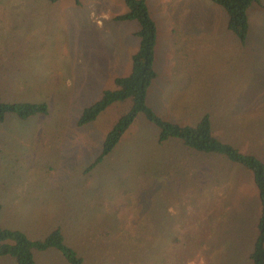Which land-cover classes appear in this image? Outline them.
I'll return each mask as SVG.
<instances>
[{
	"label": "rangeland",
	"instance_id": "1",
	"mask_svg": "<svg viewBox=\"0 0 264 264\" xmlns=\"http://www.w3.org/2000/svg\"><path fill=\"white\" fill-rule=\"evenodd\" d=\"M156 23L147 104L264 162V0L248 9L244 44L211 0H146ZM123 0H0V100L46 113L0 121V225L43 239L59 227L83 264H252L259 217L252 172L179 139L157 141L138 113L99 162L105 134L131 100L78 126L82 110L131 70L135 20ZM35 264H69L56 249ZM0 264H16L10 256Z\"/></svg>",
	"mask_w": 264,
	"mask_h": 264
},
{
	"label": "trees",
	"instance_id": "2",
	"mask_svg": "<svg viewBox=\"0 0 264 264\" xmlns=\"http://www.w3.org/2000/svg\"><path fill=\"white\" fill-rule=\"evenodd\" d=\"M55 2L57 0H51ZM127 10L115 16L116 20H135L139 38L137 50L131 56V70L125 76L114 79V87L104 89L98 100L85 107L77 119L82 126L93 121L110 104L131 100L130 108L121 114L111 129L105 134L100 155L95 163L107 155L120 140L123 133L134 121L138 113L158 128L157 141L163 143L177 138L188 149L205 154H219L249 169L259 197V217L257 234L250 253L252 264H264V162L253 154L243 153L237 147L217 138L212 132L210 117L205 113L195 124H179L157 115L147 104V92L156 78L155 53L157 43L156 23L152 18L146 0H123ZM221 7L227 17V29L244 44L249 30L248 9L252 3L260 0H211ZM44 102H3L0 100V121L5 114L15 113L20 118H28L36 113H46ZM47 249L58 250L69 264H83V258L77 251L64 242L59 227L51 230L43 239H31L24 232L3 228L0 225V255L13 258L16 264H35L34 252Z\"/></svg>",
	"mask_w": 264,
	"mask_h": 264
},
{
	"label": "crops",
	"instance_id": "3",
	"mask_svg": "<svg viewBox=\"0 0 264 264\" xmlns=\"http://www.w3.org/2000/svg\"><path fill=\"white\" fill-rule=\"evenodd\" d=\"M155 59H156V53H155ZM154 65H155V63H154ZM257 224V223H256ZM4 228V227H3ZM7 229H9V228H7ZM256 230H257V228H256ZM256 234H257V232H256ZM256 237V236H255ZM255 240V239H254ZM254 243V242H253ZM253 248V247H252ZM48 250V249H47ZM251 253V252H250ZM250 253H249V258H250ZM3 256H5V255H0V257H3ZM252 263V262H251Z\"/></svg>",
	"mask_w": 264,
	"mask_h": 264
}]
</instances>
